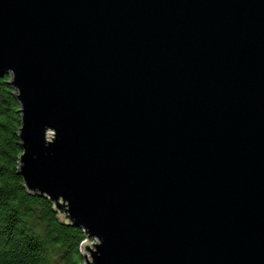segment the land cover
I'll use <instances>...</instances> for the list:
<instances>
[{
	"label": "water",
	"instance_id": "obj_1",
	"mask_svg": "<svg viewBox=\"0 0 264 264\" xmlns=\"http://www.w3.org/2000/svg\"><path fill=\"white\" fill-rule=\"evenodd\" d=\"M5 75L83 264H264V0H0Z\"/></svg>",
	"mask_w": 264,
	"mask_h": 264
},
{
	"label": "trees",
	"instance_id": "obj_2",
	"mask_svg": "<svg viewBox=\"0 0 264 264\" xmlns=\"http://www.w3.org/2000/svg\"><path fill=\"white\" fill-rule=\"evenodd\" d=\"M10 80L0 79V264H83L81 246L91 240L18 174L21 113Z\"/></svg>",
	"mask_w": 264,
	"mask_h": 264
},
{
	"label": "rangeland",
	"instance_id": "obj_3",
	"mask_svg": "<svg viewBox=\"0 0 264 264\" xmlns=\"http://www.w3.org/2000/svg\"><path fill=\"white\" fill-rule=\"evenodd\" d=\"M48 136L50 137L51 136V133H49L48 134ZM90 247H91V245H89ZM83 254H85L86 255V252L85 251H83Z\"/></svg>",
	"mask_w": 264,
	"mask_h": 264
}]
</instances>
